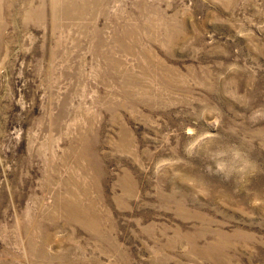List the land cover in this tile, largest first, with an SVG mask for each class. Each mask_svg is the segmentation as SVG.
<instances>
[{"label":"rangeland","instance_id":"374dc122","mask_svg":"<svg viewBox=\"0 0 264 264\" xmlns=\"http://www.w3.org/2000/svg\"><path fill=\"white\" fill-rule=\"evenodd\" d=\"M0 264H264V0H0Z\"/></svg>","mask_w":264,"mask_h":264}]
</instances>
